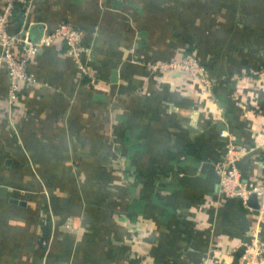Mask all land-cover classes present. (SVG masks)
Segmentation results:
<instances>
[{"label": "crops", "instance_id": "obj_1", "mask_svg": "<svg viewBox=\"0 0 264 264\" xmlns=\"http://www.w3.org/2000/svg\"><path fill=\"white\" fill-rule=\"evenodd\" d=\"M23 9L11 29L32 39L62 22L83 29L92 76L45 47L11 103L0 63V264H237L264 222L254 194L248 205L226 195L216 163L231 140L251 150L243 182L264 176V0ZM188 54L211 92L165 68Z\"/></svg>", "mask_w": 264, "mask_h": 264}, {"label": "built area", "instance_id": "obj_2", "mask_svg": "<svg viewBox=\"0 0 264 264\" xmlns=\"http://www.w3.org/2000/svg\"><path fill=\"white\" fill-rule=\"evenodd\" d=\"M5 7L0 11V63H6L9 77V101L15 102L20 98V93L26 83L35 81L30 70L32 62L42 53L45 47H55L67 50L74 60L76 73L80 79L91 77L88 67L90 49L85 43V31L75 27L69 22H62L54 29H44L38 39L29 37L26 28L12 31L16 21L18 3L23 4L24 15L31 10L34 0H5ZM166 69L182 71L185 76L197 79L203 93L212 91L215 80L208 69L200 62L196 54H188L180 59L171 60L164 65ZM264 77V66L260 69ZM227 137L226 131L222 132ZM257 147L264 149V136L256 137ZM245 145L234 144L228 141V151L217 163L216 170L220 175V184L228 197H240L246 205L250 196L258 197L256 208L258 218L264 222V176L260 183L248 187L242 180L238 161L250 153ZM261 228L255 229L253 240L245 244V250L237 264H264V238L261 237Z\"/></svg>", "mask_w": 264, "mask_h": 264}, {"label": "water", "instance_id": "obj_3", "mask_svg": "<svg viewBox=\"0 0 264 264\" xmlns=\"http://www.w3.org/2000/svg\"><path fill=\"white\" fill-rule=\"evenodd\" d=\"M253 197L256 199V202L254 203V206L257 208L258 207V197L255 194H254Z\"/></svg>", "mask_w": 264, "mask_h": 264}, {"label": "trees", "instance_id": "obj_4", "mask_svg": "<svg viewBox=\"0 0 264 264\" xmlns=\"http://www.w3.org/2000/svg\"><path fill=\"white\" fill-rule=\"evenodd\" d=\"M19 7H23V4L22 3H18V8ZM20 14V13H19ZM19 17L21 18V14L19 15Z\"/></svg>", "mask_w": 264, "mask_h": 264}]
</instances>
